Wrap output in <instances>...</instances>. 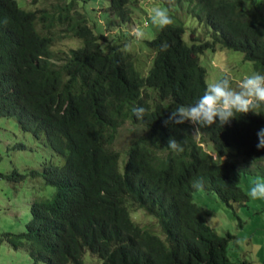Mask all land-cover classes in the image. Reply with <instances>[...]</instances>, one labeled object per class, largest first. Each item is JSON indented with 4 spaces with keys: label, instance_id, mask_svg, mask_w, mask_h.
<instances>
[{
    "label": "trees",
    "instance_id": "16d2710c",
    "mask_svg": "<svg viewBox=\"0 0 264 264\" xmlns=\"http://www.w3.org/2000/svg\"><path fill=\"white\" fill-rule=\"evenodd\" d=\"M158 1L174 23L145 40L149 65L139 66L141 53L124 46L125 30L112 47L102 42L107 27L131 21V0H108L100 33L76 0L32 10L0 0V117H13L64 158L29 172L54 193L31 201L22 231L0 233V242L25 249L32 264H85L86 251L90 264H249L229 258L234 236L217 233L207 221L212 212L193 201V191H212L233 211L245 204L243 174L257 168L264 174L249 165L264 160V149L256 147L264 110L222 127L218 120L208 127L164 121L203 95L208 70L200 56L215 46L242 53L264 74V17L256 16L257 0ZM188 18L199 23L202 36L186 26ZM61 36L81 42L54 51ZM163 42L167 51L160 50ZM136 106L146 109L143 120L133 115ZM126 121L141 134L121 158L111 145ZM172 138L182 152L167 148ZM3 176L18 181L26 174ZM195 181L202 187H193ZM137 209L154 217L158 230L133 219Z\"/></svg>",
    "mask_w": 264,
    "mask_h": 264
},
{
    "label": "rangeland",
    "instance_id": "374dc122",
    "mask_svg": "<svg viewBox=\"0 0 264 264\" xmlns=\"http://www.w3.org/2000/svg\"><path fill=\"white\" fill-rule=\"evenodd\" d=\"M17 1L23 9L32 10L50 8L56 0ZM107 3L108 0H76L78 10L85 13L87 22L95 33H100L103 29V22L107 18ZM129 5L133 9L131 21L124 27H107L104 33L106 37L102 42L104 45L112 47L121 31L125 30L128 45L124 44V46L131 47L137 53H141L138 58L139 66L144 62L149 65V50L145 45V40L153 38L159 30V27L152 23L149 13L154 6L163 8H167V6L158 0H131ZM74 8L72 12L75 11ZM255 11L257 18L264 17V0L256 1ZM179 12L181 16L182 11ZM186 26L197 27L195 32L202 36L203 31L199 29L200 25L197 21L188 18ZM137 29L143 31V39L136 38ZM53 30L58 31L59 28L55 27ZM188 35L189 32L184 35L185 40L189 39ZM80 42L81 40L75 37L61 36L53 41L52 49L67 52L78 46ZM200 58L202 63L207 66L208 83L227 74L233 81V87H236L244 75L256 72L252 63L244 60L243 54L238 51L220 49L215 46L214 50L205 52ZM140 134L139 128L126 121L119 127L111 147L119 151L121 158H124L131 140ZM201 145L204 149L211 150L204 143ZM50 159L56 164H62L64 161V158L55 154L47 144L35 139L31 132L23 131L13 117H0V172L4 175H10L13 171L26 174L23 179L18 181L8 179L6 176L0 178V233L22 231L25 221L30 215L31 201L35 198L52 196L54 187L46 184L41 176L31 177L29 174L33 169L41 170L44 161ZM252 163L249 164L250 167L261 166L264 169V160L255 162L257 163L255 165ZM257 169L242 176L240 183L247 194L256 181H264V174H260ZM193 201L198 206L212 212L208 215L207 221L217 233L224 235L229 232L234 236L229 240L227 249L231 260L246 259L249 264H264V199L252 200L248 196L245 204L235 205L233 211L214 192L197 189L193 191ZM132 212L133 219L152 224L156 228L155 230H158L154 217L149 220L146 212L141 209ZM89 254L88 251L85 252V264H90ZM0 264H32V261L25 249H14L7 242L2 241L0 242Z\"/></svg>",
    "mask_w": 264,
    "mask_h": 264
},
{
    "label": "clouds",
    "instance_id": "9594fccd",
    "mask_svg": "<svg viewBox=\"0 0 264 264\" xmlns=\"http://www.w3.org/2000/svg\"><path fill=\"white\" fill-rule=\"evenodd\" d=\"M149 14L152 23L161 29L174 23L167 8L154 6ZM143 37V31L137 29L136 38L143 39ZM168 47V43L163 42L160 50L167 51ZM262 110H264V74L253 72L251 75H244L236 87H233L231 77L225 74L222 78L208 83L203 95L193 104H180L174 108L164 123L178 125L191 122L194 125L208 127L218 120V126L222 127L239 115L250 112L259 115ZM131 111L137 120H143L146 115L143 106L133 107ZM257 136V149H264V128L258 131ZM167 148L176 153L183 151L182 143L174 138L169 139ZM193 187H202V181H195ZM248 196L252 200L264 199V181H256L250 188Z\"/></svg>",
    "mask_w": 264,
    "mask_h": 264
}]
</instances>
